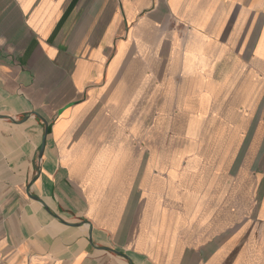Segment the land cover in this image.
Returning a JSON list of instances; mask_svg holds the SVG:
<instances>
[{
    "label": "crops",
    "instance_id": "crops-1",
    "mask_svg": "<svg viewBox=\"0 0 264 264\" xmlns=\"http://www.w3.org/2000/svg\"><path fill=\"white\" fill-rule=\"evenodd\" d=\"M0 264H264V0H0Z\"/></svg>",
    "mask_w": 264,
    "mask_h": 264
},
{
    "label": "rangeland",
    "instance_id": "rangeland-1",
    "mask_svg": "<svg viewBox=\"0 0 264 264\" xmlns=\"http://www.w3.org/2000/svg\"><path fill=\"white\" fill-rule=\"evenodd\" d=\"M209 131H211V133H214V132H215V130H209ZM224 136L227 137V136H228V133L225 132V133H224ZM211 148H212V147H211ZM213 149H215V146L213 147Z\"/></svg>",
    "mask_w": 264,
    "mask_h": 264
},
{
    "label": "water",
    "instance_id": "water-1",
    "mask_svg": "<svg viewBox=\"0 0 264 264\" xmlns=\"http://www.w3.org/2000/svg\"><path fill=\"white\" fill-rule=\"evenodd\" d=\"M44 147H45V141H44V143L42 145L41 151H43Z\"/></svg>",
    "mask_w": 264,
    "mask_h": 264
}]
</instances>
